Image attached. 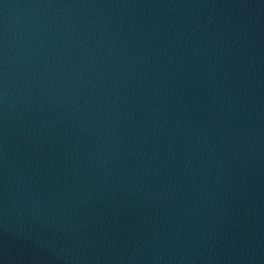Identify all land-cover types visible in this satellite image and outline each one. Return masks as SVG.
<instances>
[{"label":"water","instance_id":"1","mask_svg":"<svg viewBox=\"0 0 264 264\" xmlns=\"http://www.w3.org/2000/svg\"><path fill=\"white\" fill-rule=\"evenodd\" d=\"M0 264H264V0H0Z\"/></svg>","mask_w":264,"mask_h":264}]
</instances>
